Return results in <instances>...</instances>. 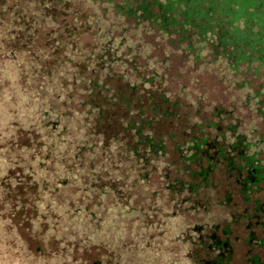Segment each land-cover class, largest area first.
Here are the masks:
<instances>
[{
	"label": "trees",
	"instance_id": "16d2710c",
	"mask_svg": "<svg viewBox=\"0 0 264 264\" xmlns=\"http://www.w3.org/2000/svg\"><path fill=\"white\" fill-rule=\"evenodd\" d=\"M71 1H30L31 18L27 13H16L9 18L13 34L24 31L35 34L36 28L49 26L47 19L59 26L57 18L45 10L63 7L67 16L71 15ZM76 1L91 13L75 14L67 27H75L72 37L79 31L93 33L96 44L83 53L84 63L71 61L85 68L83 73L77 72L79 78H74L76 86L85 88L90 100L83 105L84 114L76 110L71 117L81 119V126L91 133L76 136L71 143L69 115L57 113L51 97L36 110L43 140L49 141L54 156L62 149L64 154L52 163L57 168L54 175L66 177L41 180L42 187L48 185L52 189H43L47 200L63 188L82 186L76 183L79 175L85 174L81 158L97 156L98 143L91 142L96 135L94 131L104 111L112 114L118 107L122 113L119 117L123 137L119 145L121 157H125L132 172L129 179H123L124 183L131 180L130 187L137 188L148 181V170L156 171V167L162 166L164 176L160 180L172 203L170 216L185 212L199 216L202 212L211 219L212 208L229 210L220 222L188 227L191 249L187 254L192 264H231V224L244 222L248 231L246 245L263 248L264 197L258 196L264 192V0ZM1 9L7 10L5 3ZM66 20L67 17L64 24ZM28 21L30 24L25 23ZM62 41L57 38L52 44ZM69 45L75 46L73 43L64 46ZM65 56L69 62L71 55ZM174 60L185 69V74L193 75L200 70L214 71L215 76L221 73L220 81L233 93L230 101L205 105V116H201L204 99L191 100L189 89L183 86L179 89L180 96L175 97L168 89L167 75H163ZM56 73H52V80ZM60 77L65 78L66 74ZM56 94L54 91L52 97ZM57 97H62L61 105L67 99L61 92ZM183 98L189 101L182 102ZM162 120L176 132L158 133L155 125ZM118 141L115 136L109 143ZM47 159H39L41 170L50 165ZM168 159L170 163L165 161ZM218 171L232 179L236 187L234 195L243 207L241 213L233 210L232 193L217 197ZM120 181L121 176L117 182ZM102 186L106 190L115 189L107 187L105 182ZM91 189L95 191L94 186ZM94 207L92 211L87 205L67 207L62 214L58 210L55 215L64 219L66 227L88 235L82 239L84 242L99 245L104 240L101 232L104 224L116 207L107 210ZM130 208L129 203L124 204L119 212L128 213ZM83 221L95 227L93 234L83 230ZM257 230L262 237L257 236ZM118 238H114L115 243L119 242ZM247 260L249 264H264V255L255 253Z\"/></svg>",
	"mask_w": 264,
	"mask_h": 264
},
{
	"label": "rangeland",
	"instance_id": "374dc122",
	"mask_svg": "<svg viewBox=\"0 0 264 264\" xmlns=\"http://www.w3.org/2000/svg\"><path fill=\"white\" fill-rule=\"evenodd\" d=\"M30 1L34 2L0 0V264H192L187 254L191 249L188 227L220 222L229 210L214 207L211 209V219L202 212L199 216L191 212L170 216L168 212L172 203L164 189V182L160 180L164 176L162 166L156 167V171L148 170V181L137 188L130 187L131 180L124 183L123 179H129L132 172L129 164L126 165L128 162L125 157H121L119 145L123 137L119 117L122 113L118 107L112 114L105 110L104 117L94 131L96 135L91 142L98 143L99 150L95 152L97 156L81 158L85 174L79 175L80 180L77 179L76 183L82 186L63 188L57 196L47 200L43 189H52L48 185L42 187L41 180L66 177L54 175L57 168L52 163L56 157L64 154L62 149L59 155L54 156L49 141L43 140L40 129L42 124L39 123L36 110L41 109L46 98L51 97L50 101L56 106L57 113L66 112L69 115L67 119L70 123L71 143L74 137L91 133V130L81 126V119L71 116H74L72 112L76 110L84 114L86 108L83 105L90 103L84 93L85 88L76 86L74 77L79 78L77 72L83 73L85 70L78 65L85 62L83 53L95 47L96 39L93 33L86 31H79L72 37L71 32L75 27L67 26L74 15L83 11L91 13L76 0L71 1L72 14L68 16L63 7L62 10H45L57 18L59 26L47 19L49 26L36 28L35 34L32 31L13 34L9 18L16 13H27L28 18H31ZM3 3L7 7L6 11L1 9ZM19 7L22 10L17 12ZM66 17L67 22L64 24ZM25 23L30 24V21ZM57 38L63 41L52 44ZM65 42L75 46L65 48ZM14 53L17 57L11 56ZM66 53L71 55L69 62L66 61ZM72 60L79 64L76 65ZM142 64L139 66L142 67ZM77 67L78 71L75 70ZM184 70L174 60L172 66L164 71L168 89L174 92L175 97H179V89L183 86L189 89L191 100L204 99L201 116H205V105L230 101L233 93L220 81L219 71L220 75L215 76L214 71L200 70L189 75ZM54 72L57 73L52 80ZM64 73L66 77H60ZM54 85L59 88L56 89ZM60 86L64 87L62 91ZM54 91L57 94L52 97ZM60 92L67 98L63 105L60 104L62 97H57ZM180 100L186 103L189 101L188 98ZM155 128L158 133L176 132L173 126L163 120ZM115 136H118V143H109ZM45 157H48L50 164L46 165L47 171L38 166L39 159ZM165 161L171 162L170 159ZM119 176L122 181L117 182ZM215 179L218 182V198H222L225 192L235 194L236 187L232 179L222 171L216 173ZM104 182L107 187H115L114 191L106 190L102 186ZM92 186L95 191L91 189ZM258 197L263 198L264 192ZM232 202L235 204L233 210L241 213L243 207L235 195ZM128 203L131 207L129 212H119ZM83 205H87L91 211L95 209L94 205L106 210L116 207V211L109 215V221L104 224L101 231L104 240L99 245L84 242L82 239L88 235L84 236V232L76 233L75 229L66 227L64 219L55 215L58 210L62 214L67 207L74 209ZM46 210L49 212L47 215ZM72 216H75L74 210ZM83 223V230L92 234L95 232V227L90 223ZM230 230L233 249L231 264H249V255H264V247L246 245L248 231L244 222L231 224ZM257 236L262 237L259 230ZM115 237H119L118 243H115Z\"/></svg>",
	"mask_w": 264,
	"mask_h": 264
}]
</instances>
